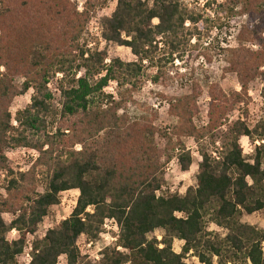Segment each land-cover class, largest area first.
<instances>
[{
  "label": "trees",
  "instance_id": "1",
  "mask_svg": "<svg viewBox=\"0 0 264 264\" xmlns=\"http://www.w3.org/2000/svg\"><path fill=\"white\" fill-rule=\"evenodd\" d=\"M107 2L86 0L78 12L70 0H0V264H57L61 257L82 264L78 239H98L106 223L117 227L116 242L86 264H193L189 257L198 264H264V229L240 221L264 213V122H229L258 77L264 102V0H225L217 7L250 22L224 50L225 73L237 77L241 92L209 88L204 135L225 129L218 146L205 143L193 125L196 86L192 96L171 101L173 134L194 138L201 159L196 186L183 196L158 195L164 180L153 144L160 134L156 115L138 120L126 107L136 105L133 94L147 69L156 71L153 85L171 80L167 59L191 54L206 20L183 0H116L99 30L104 42L130 50L134 61L122 62L83 40ZM110 83L122 90L118 99L104 92ZM30 91V104L13 116L14 100ZM242 137L258 143L250 160ZM15 149L37 156L26 172L9 166L6 152ZM178 164L183 172L191 167L184 150ZM70 190L79 193L70 217L31 245L26 263L27 237ZM156 230L164 233L160 241L148 238ZM12 231L17 237L10 241ZM174 241L183 243L179 254Z\"/></svg>",
  "mask_w": 264,
  "mask_h": 264
},
{
  "label": "rangeland",
  "instance_id": "2",
  "mask_svg": "<svg viewBox=\"0 0 264 264\" xmlns=\"http://www.w3.org/2000/svg\"><path fill=\"white\" fill-rule=\"evenodd\" d=\"M76 5L78 12L82 11V6L86 0H70ZM146 1V0H142ZM183 2L196 8L206 23L202 27L201 40L196 49L181 59H167L166 70L171 78L165 85H153L150 78L156 74L153 69H147L142 78L140 89L136 91L134 100L136 105H127V112L132 118H150L152 114L156 115L157 122L155 126L160 130V134L153 141V144L159 150L158 163L162 166V178L164 186L158 195L176 194L183 196L188 188L196 186L197 165L201 161L198 155V144L194 138L182 135L176 136L173 134L176 127V120L169 113L171 101L177 100L184 96H192L194 94V86H196L195 96L197 114L193 118L195 130L203 134L205 143H211L213 140H221L226 134L225 129H221L212 136H205L207 128V112L210 99L208 97L209 88L211 85H218L225 94L232 92L240 93L241 89L238 84V79L234 74H226L227 67L224 56L225 49L235 46L237 32L246 26H250L249 19L246 16L231 15L227 9H217L218 4L224 3L225 0H183ZM209 6L206 8V6ZM116 7V0H108L107 5L98 10L95 16L89 23L88 33L84 36V41H87L90 49L105 51L109 59L118 58L122 62H132L130 50L124 47H119L113 43H106L100 37L99 21L104 17H109ZM218 11V16L215 14ZM210 21V22H209ZM264 36V35H263ZM249 49L256 50V46H249ZM203 56H207L204 58ZM108 63V61H106ZM263 88V79L258 77L253 83L248 86L247 93L241 99V104L238 108L229 115V122L240 121L250 127L257 126L264 122V102L261 99V91ZM54 93V100L58 102V94L56 93V85L50 86ZM119 90L114 83H110L104 92L118 99ZM32 91L22 97L14 100L10 112L14 116L17 111L23 110L30 104ZM230 123H228L229 125ZM218 140L216 146H218ZM239 144L242 148L245 159L250 160L254 146L258 143H252L247 138H240ZM184 150L185 154H189L191 158V167L187 172H183L178 164L180 152ZM6 157L9 166L14 172H26L33 160L37 157L32 151L26 149H15L6 152ZM40 191V189H39ZM79 193L76 190L64 192L59 197V204L49 209L48 214L38 225L36 232L28 236L26 239L25 262H29L30 247L34 242L43 239L45 234L68 219L76 206ZM5 222L9 224L11 217L3 216ZM241 223L254 226L258 229H264V213H257L251 216L243 215L240 218ZM102 233L98 239L94 241L88 240L82 236L77 241L82 264L88 262H98L101 257L102 250L106 247L114 246L118 229L115 225L106 223L102 228ZM209 231L225 234L223 230H216L212 226L208 227ZM162 230H156L148 235L149 239L156 238L158 241L163 236ZM17 237L16 232L12 231L8 235V240L12 241ZM183 243L174 241L173 250L179 254ZM188 262L198 264L195 258L189 257ZM57 264H66L65 257H61Z\"/></svg>",
  "mask_w": 264,
  "mask_h": 264
}]
</instances>
